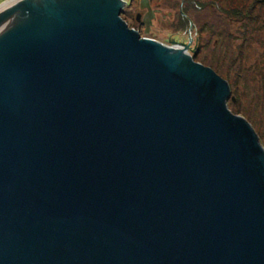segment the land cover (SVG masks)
Here are the masks:
<instances>
[{
	"label": "water",
	"instance_id": "water-1",
	"mask_svg": "<svg viewBox=\"0 0 264 264\" xmlns=\"http://www.w3.org/2000/svg\"><path fill=\"white\" fill-rule=\"evenodd\" d=\"M127 3L0 9V264H264L262 146Z\"/></svg>",
	"mask_w": 264,
	"mask_h": 264
},
{
	"label": "rangeland",
	"instance_id": "rangeland-1",
	"mask_svg": "<svg viewBox=\"0 0 264 264\" xmlns=\"http://www.w3.org/2000/svg\"><path fill=\"white\" fill-rule=\"evenodd\" d=\"M140 1L128 0L122 9L120 18L128 28L141 38L186 46L198 64L227 84V110L249 124L264 150V30L254 33L257 25L250 26L245 19L259 15L264 22V0H146L156 10L147 34L133 20L141 12ZM233 10L243 17L239 23Z\"/></svg>",
	"mask_w": 264,
	"mask_h": 264
},
{
	"label": "trees",
	"instance_id": "trees-1",
	"mask_svg": "<svg viewBox=\"0 0 264 264\" xmlns=\"http://www.w3.org/2000/svg\"><path fill=\"white\" fill-rule=\"evenodd\" d=\"M249 11L250 12H254V6H251L250 7V9H249ZM232 16L234 17L233 19H234V21L235 22H237V23H239L241 20H243V17H242V15L239 13V12H237V10H233L232 11ZM245 19L248 21V23H249V25L251 26V25H257V27L255 28V26H254V33H257V32H259V30L261 29V30H264V22H262L261 20H260V18H259V15H258V17H255L254 18V16H251V17H246L245 16ZM134 23L138 26V24L136 23V19H135V16H134ZM186 22V20L184 19L183 20V22ZM190 21H188V23H189ZM143 36H145L144 34H143ZM195 53L196 52H194V54H193V56H195ZM230 102H233L232 101V99H230Z\"/></svg>",
	"mask_w": 264,
	"mask_h": 264
},
{
	"label": "bare ground",
	"instance_id": "bare-ground-1",
	"mask_svg": "<svg viewBox=\"0 0 264 264\" xmlns=\"http://www.w3.org/2000/svg\"><path fill=\"white\" fill-rule=\"evenodd\" d=\"M16 1H18V0H6L0 4V9H2L3 7H6V6H8V5H10ZM173 46H176V47L180 48L181 50H183V44L175 43ZM185 51L188 52L186 49H185Z\"/></svg>",
	"mask_w": 264,
	"mask_h": 264
},
{
	"label": "flooded vegetation",
	"instance_id": "flooded-vegetation-1",
	"mask_svg": "<svg viewBox=\"0 0 264 264\" xmlns=\"http://www.w3.org/2000/svg\"><path fill=\"white\" fill-rule=\"evenodd\" d=\"M143 4L145 5V3H143ZM152 11H154V15L152 17V19H153V18H155L154 16L156 15V10L152 9ZM138 14L140 15V23H142V19H143L144 15L146 14V10H142L140 13H136V15H138ZM135 19H136V16H135Z\"/></svg>",
	"mask_w": 264,
	"mask_h": 264
}]
</instances>
